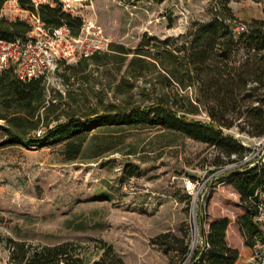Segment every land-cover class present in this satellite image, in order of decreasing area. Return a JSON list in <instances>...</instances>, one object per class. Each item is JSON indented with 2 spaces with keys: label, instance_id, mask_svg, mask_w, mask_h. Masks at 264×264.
I'll return each mask as SVG.
<instances>
[{
  "label": "rangeland",
  "instance_id": "rangeland-1",
  "mask_svg": "<svg viewBox=\"0 0 264 264\" xmlns=\"http://www.w3.org/2000/svg\"><path fill=\"white\" fill-rule=\"evenodd\" d=\"M60 1L66 11L83 19L79 34L70 35L81 38L89 49L98 45L96 51L101 52H114L118 45L133 52L144 34L160 40L176 37L193 21L210 17L208 0ZM229 6L240 21L264 19L260 2L245 0ZM0 15L25 20L33 30L31 13L16 0H7ZM87 22L94 25L91 32L86 31ZM79 58L58 63L44 79L48 96L56 91L65 96L56 109L61 117L70 111H102L111 103L124 107L153 95L152 85L141 80L131 92L125 84L117 86L125 76V65L118 70L116 62L98 67L89 63L85 78L68 77L66 66L76 65ZM147 71V78H157L153 69ZM189 118L208 120L204 111ZM241 120L223 129L246 147L238 160L235 153L226 157L178 131L138 124L91 130L84 137L81 157L69 161L63 155V142L32 148L4 143L0 119V264H8L7 238L33 244L72 241L89 257L97 255L102 240L125 264H192L209 223L221 217L228 219L227 245L239 249L244 242L240 225L245 208L229 180L243 165L256 163L257 142L264 139V134L240 132L236 123ZM211 174L218 178L204 183ZM196 179L201 189L191 192L186 182Z\"/></svg>",
  "mask_w": 264,
  "mask_h": 264
},
{
  "label": "trees",
  "instance_id": "trees-1",
  "mask_svg": "<svg viewBox=\"0 0 264 264\" xmlns=\"http://www.w3.org/2000/svg\"><path fill=\"white\" fill-rule=\"evenodd\" d=\"M6 1L0 0V12ZM16 1L20 8L37 15L49 31L65 26L72 36H77L83 25L82 17L66 11L60 0ZM119 1L135 4L141 0ZM230 1L208 0L210 17L193 21L185 33L176 37L160 40L144 34L133 52L118 45L114 52L95 51L80 57L76 65L66 66L70 71L68 77L80 74L85 78L83 72L89 63L98 67L116 62L118 70L125 65V76L117 86L125 84L131 92L137 80L152 85V96L126 102L124 107L111 103L102 111L85 114L70 111L61 117L56 109L65 96L60 91L48 96L43 77L21 80L12 66L0 69L4 143L32 148L63 142L64 157L76 161L81 157L84 137L91 130L148 124L178 131L213 146L226 157L235 153L237 160L241 159L246 147L223 129L242 118V122L236 123L240 132L255 137L264 134V19H252L250 23L240 21L230 8ZM254 1L260 2L264 9V0ZM239 22L246 24V29L236 32L234 28ZM30 29L25 20H9L0 15L1 39L25 38ZM147 68L158 74L155 80L147 78L150 75ZM71 95V92L66 94L67 97ZM200 111L206 113V122L189 118ZM38 129H42V133L37 134ZM255 157H264V154L259 152ZM240 169L241 172L231 176L229 184L245 208L240 225L244 238L242 248L227 245L228 219L217 218L209 223L192 264H252L248 258L262 238V230L253 220V201L255 192L264 190V162L250 167L245 164ZM5 247L8 264H125L114 247L102 240L97 245L95 257H89L72 241L33 244L7 238ZM185 249L183 245L182 251Z\"/></svg>",
  "mask_w": 264,
  "mask_h": 264
},
{
  "label": "built area",
  "instance_id": "built-area-1",
  "mask_svg": "<svg viewBox=\"0 0 264 264\" xmlns=\"http://www.w3.org/2000/svg\"><path fill=\"white\" fill-rule=\"evenodd\" d=\"M31 17L35 24L33 30H30L25 38L14 40L0 38V69L12 66L15 75L21 80H29L39 76L45 79L60 61L72 60L76 56L91 55L98 48V45H94L93 49L85 47L83 40L79 37H72L65 26L49 31L37 15L31 13ZM85 27L87 32L94 29L91 22H87ZM245 29L246 24L239 22L234 31L241 32ZM93 32L95 35H99L98 31ZM257 145H260L259 152L264 154V139L259 140ZM244 158L249 161L255 157ZM255 161L264 162V157H257ZM250 165H254V162ZM217 178L211 174L204 183H211ZM186 188L191 192L195 189H201L199 180L187 181ZM194 194L196 195V193ZM253 204L255 207L254 220L261 228L263 238L254 245L252 255L248 260L252 264H264V190L258 189L255 192Z\"/></svg>",
  "mask_w": 264,
  "mask_h": 264
},
{
  "label": "crops",
  "instance_id": "crops-1",
  "mask_svg": "<svg viewBox=\"0 0 264 264\" xmlns=\"http://www.w3.org/2000/svg\"><path fill=\"white\" fill-rule=\"evenodd\" d=\"M240 1H245V0H231L230 2H240ZM234 15L237 17V15L234 13ZM238 19H239V17H237ZM229 244V243H228ZM231 246V245H230ZM236 248V247H235ZM240 248H242V246L241 247H239V249Z\"/></svg>",
  "mask_w": 264,
  "mask_h": 264
},
{
  "label": "bare ground",
  "instance_id": "bare-ground-1",
  "mask_svg": "<svg viewBox=\"0 0 264 264\" xmlns=\"http://www.w3.org/2000/svg\"><path fill=\"white\" fill-rule=\"evenodd\" d=\"M192 244L194 245V243H192ZM193 245H192V246H193Z\"/></svg>",
  "mask_w": 264,
  "mask_h": 264
}]
</instances>
